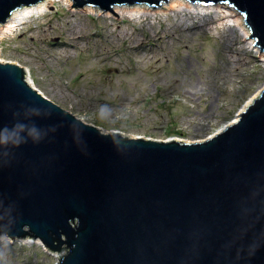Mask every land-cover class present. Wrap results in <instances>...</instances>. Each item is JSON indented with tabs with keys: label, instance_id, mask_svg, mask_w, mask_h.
<instances>
[{
	"label": "water",
	"instance_id": "obj_1",
	"mask_svg": "<svg viewBox=\"0 0 264 264\" xmlns=\"http://www.w3.org/2000/svg\"><path fill=\"white\" fill-rule=\"evenodd\" d=\"M43 1L0 0V26ZM71 1L118 19L170 0ZM183 1L234 9L264 54V0ZM0 235L57 264H264V88L211 138L152 140L82 122L0 62Z\"/></svg>",
	"mask_w": 264,
	"mask_h": 264
},
{
	"label": "rangeland",
	"instance_id": "obj_2",
	"mask_svg": "<svg viewBox=\"0 0 264 264\" xmlns=\"http://www.w3.org/2000/svg\"><path fill=\"white\" fill-rule=\"evenodd\" d=\"M65 5L4 34L0 61L26 68L40 94L103 132L199 141L264 88L258 50L215 12L116 19ZM22 242L0 238V264L56 263Z\"/></svg>",
	"mask_w": 264,
	"mask_h": 264
},
{
	"label": "bare ground",
	"instance_id": "obj_3",
	"mask_svg": "<svg viewBox=\"0 0 264 264\" xmlns=\"http://www.w3.org/2000/svg\"><path fill=\"white\" fill-rule=\"evenodd\" d=\"M56 3H62V4L64 3V5L66 4L65 6L68 7L70 11L74 10V8H71V5H72L71 0H44L43 2H40L34 6L19 9L10 15V17L6 20L5 24L0 26V38L3 37L4 34L11 32L13 30V28H15L17 26V24H19V25L24 24L23 21L29 19L27 17H33V15L34 16L35 15H41L43 12L49 11L50 7H53L54 4H56ZM83 8L85 9V10H83V12L86 14H93L96 16H98L100 14L107 15L110 17L114 16L109 11H105L106 13H102L100 10L93 8V7H90V6H85ZM181 9H184L185 11H188L190 13L194 12L197 14H202V12H207V11L208 12H215L217 14L216 18L227 19L229 22H231L234 25V27L238 31L241 32V35L244 38V40L249 36V31L246 28L240 14L237 13L234 9L228 8L227 6L220 5V4L213 5V6H201V5H197V4H191V3H188V2L183 1V0H170L166 4H162L157 9H152L150 7H146L145 5H134V6H114L111 10L115 15L119 16V18H122L123 16H127L129 18H136L139 16H140L139 18H146V17L148 18L151 14H157V15L161 14V13L166 14L170 11L178 12ZM101 16H99V17H101ZM247 43L253 47V41H247ZM251 49H254V47ZM255 51H257V49ZM257 53H259V51H257ZM259 55H260V58H262L264 60V54L259 53ZM26 74H27L28 79L30 80L31 84L33 85V82L30 78V75L28 74V72ZM251 100L247 104H250ZM1 238H3V237H1ZM25 239L27 240L28 238H25ZM20 241H23V240H20ZM34 241L37 244H39V241H37V240H34ZM34 241H32V242H34ZM24 242H22V243H24ZM58 256L59 255H57V257Z\"/></svg>",
	"mask_w": 264,
	"mask_h": 264
}]
</instances>
